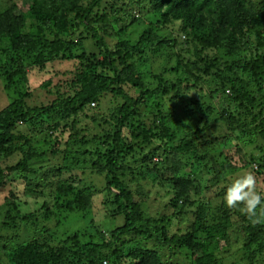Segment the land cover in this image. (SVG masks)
<instances>
[{
    "label": "trees",
    "instance_id": "1",
    "mask_svg": "<svg viewBox=\"0 0 264 264\" xmlns=\"http://www.w3.org/2000/svg\"><path fill=\"white\" fill-rule=\"evenodd\" d=\"M0 43L9 100L0 109V187L9 182L3 159L21 155L16 173L47 154L66 157L33 171L51 205L0 206V229L30 233L14 244L0 235V260L223 264L235 244L253 264L264 252V208L249 218L222 201L238 174L264 179V0H0ZM55 61L70 63L67 78L48 90L50 102L30 104V72ZM43 130L54 144L31 150ZM87 164L103 177L104 219L60 240L46 223L92 209L94 189L75 184L73 171ZM150 188L165 190L166 212L147 213Z\"/></svg>",
    "mask_w": 264,
    "mask_h": 264
},
{
    "label": "rangeland",
    "instance_id": "2",
    "mask_svg": "<svg viewBox=\"0 0 264 264\" xmlns=\"http://www.w3.org/2000/svg\"><path fill=\"white\" fill-rule=\"evenodd\" d=\"M21 3L20 5H22ZM90 43H93L90 39L85 40L84 47L85 50H90ZM2 47V44L0 43V48ZM94 49V48H93ZM83 51V48L80 46H76L73 50L74 55H79ZM70 63L68 61H55L48 64L47 68L44 71H37V72H30L29 76V87L32 90V96L28 98V102L30 104H36L39 105L41 103L46 104L50 102L54 95L50 94L48 90L54 89L55 85L57 83H60L63 79L67 78L66 74H63L65 71V67L69 66ZM70 67V66H69ZM151 69L154 72L155 70L160 69V60L159 58L155 59L153 63H151ZM167 76V74H166ZM171 79H175V75H169L168 76ZM45 80H50V84L43 88L41 87V84ZM190 97H195L196 92L194 90H191L189 93ZM170 97L167 96L164 99H168ZM9 103L8 96L5 93V91L2 88V82L0 81V109L5 107ZM92 105V104H91ZM175 107V110L180 113V107L176 104H171ZM109 106L107 104L106 108ZM106 111V110H105ZM108 111L104 112L103 115H107ZM54 138L49 136V131L43 130L42 132H38L37 135L33 138L31 150L36 151H44L48 147L52 146L54 144ZM94 146L95 142H89L86 144V146ZM232 145H235V142H232ZM230 156H236L235 149L231 148L229 150ZM21 155L18 153L15 157H11L8 159H3L2 163L3 168L5 170V173L9 177V182L4 185L3 187H0V206L4 204L3 202L10 201V199H13L17 206H19V209L22 213H29L31 211H34L35 209H38L41 205V203L46 200L49 201V204H52L51 197L44 192L43 194L39 193V191L35 190L36 187L34 185V179L32 177H35V173L33 171L41 170V171H49V170H55L54 167L58 163H64V160H66V157L64 158L63 154H59L58 157H51L49 154H47L42 159H34L30 162L29 167L26 171H17L16 173H13L10 171V165L18 160V158ZM238 156V155H237ZM157 160V159H155ZM90 163V162H89ZM137 166H134L136 168ZM185 171L189 172V167L184 168ZM76 174H78V177L80 179L75 181V184H78L79 187H85V186H92L94 189L95 195L93 197V205L92 209L87 213L86 216L82 217L79 214H76L77 216L68 215L67 220L65 219L64 223L59 227H54V221H50L47 224L48 227L52 229V232L57 233L58 238L60 240L66 238L67 236L71 235L72 233L87 229L90 227V219L95 220V225L100 224L99 222L104 219L105 215V209L106 206L103 204V200H105V192H99V190L103 186V177L98 174L94 169L91 168L89 164L86 165V167H80L73 169ZM63 177H67V174L64 173ZM259 181V180H258ZM257 190L259 189L261 193H264V179L261 178V181L258 182L256 185ZM165 190L168 188L165 187ZM160 188L159 190L155 188L151 191V196L149 201L146 202L147 206V213L149 215H153L156 212H159L164 210L163 212H166L164 209L165 203V197H162V195H165V190ZM35 190V191H34ZM162 197V198H161ZM1 213V211H0ZM2 216L0 217V219ZM111 225V224H110ZM109 226V224H108ZM18 234L22 238H26L30 235V233L23 228L20 230H8V229H0V235L6 236V239L2 240V242L5 241V243H10L12 241V244L15 243L18 239ZM8 239V240H7ZM7 240V241H6ZM22 240L19 238V241ZM234 240V238L232 239ZM234 248L231 249V254L226 255L223 264H249L248 260H243L241 258L240 251L236 250L238 249V245H232ZM233 251V252H232ZM5 251L2 249V246L0 245V257H3L5 255ZM0 260V264H4L5 262ZM126 262H124L125 264ZM182 264H185L186 261L183 259L181 261ZM6 264V263H5ZM253 264H264V252L256 257V259L253 261Z\"/></svg>",
    "mask_w": 264,
    "mask_h": 264
},
{
    "label": "clouds",
    "instance_id": "3",
    "mask_svg": "<svg viewBox=\"0 0 264 264\" xmlns=\"http://www.w3.org/2000/svg\"><path fill=\"white\" fill-rule=\"evenodd\" d=\"M257 181L245 171L224 186L222 201L228 208L238 209L249 218L257 217V209L264 208V193L257 191Z\"/></svg>",
    "mask_w": 264,
    "mask_h": 264
},
{
    "label": "built area",
    "instance_id": "4",
    "mask_svg": "<svg viewBox=\"0 0 264 264\" xmlns=\"http://www.w3.org/2000/svg\"><path fill=\"white\" fill-rule=\"evenodd\" d=\"M94 103H92V105H93Z\"/></svg>",
    "mask_w": 264,
    "mask_h": 264
}]
</instances>
